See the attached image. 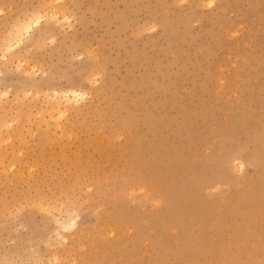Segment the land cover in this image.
Returning a JSON list of instances; mask_svg holds the SVG:
<instances>
[{"label": "rangeland", "instance_id": "obj_1", "mask_svg": "<svg viewBox=\"0 0 264 264\" xmlns=\"http://www.w3.org/2000/svg\"><path fill=\"white\" fill-rule=\"evenodd\" d=\"M0 264H264V0H0Z\"/></svg>", "mask_w": 264, "mask_h": 264}, {"label": "bare ground", "instance_id": "obj_2", "mask_svg": "<svg viewBox=\"0 0 264 264\" xmlns=\"http://www.w3.org/2000/svg\"><path fill=\"white\" fill-rule=\"evenodd\" d=\"M35 18H37V17H35ZM39 18H40V16H39ZM31 20V19H30ZM40 21V20H39ZM25 22H27V21H25ZM23 23H24V21H23ZM28 23V22H27ZM35 23V22H34ZM17 25V24H16ZM24 25H25V23H24ZM18 26H19V24H18ZM27 27V26H26ZM15 29H17V27L15 28ZM23 29V28H22ZM19 30V29H18ZM21 31V30H20ZM19 32V31H18ZM17 32V33H18ZM23 32V31H22ZM15 33V32H14ZM21 33V32H20ZM16 34V33H15ZM18 35V34H17ZM14 36V35H13ZM12 36V38H14ZM19 36H21V35H19ZM9 41V40H8ZM11 42V41H10ZM18 42V41H17ZM7 45V44H6ZM9 45L10 44H8V46L7 47H9ZM6 47V46H5ZM10 48H11V46H10ZM9 48V49H10ZM8 49V48H7ZM6 50V49H5ZM69 93H70V95L72 94L73 95V99H77L78 97H80V98H82L83 97V94H81V93H79V92H77V91H69ZM58 95V94H57ZM69 95V94H68ZM59 96H60V94H59ZM63 96V95H62ZM56 99V98H55ZM75 99V100H76ZM68 134H70L69 132H68ZM121 135V134H120ZM120 135L118 136V138L120 137ZM67 136V135H66ZM65 136V137H66ZM68 137V136H67ZM70 137V136H69ZM117 139V138H116ZM98 141V140H97ZM81 158V157H80ZM107 177V176H106ZM86 181V180H85ZM80 184V183H79ZM89 186V185H88ZM139 188V187H138ZM235 195V194H234ZM262 196V195H261ZM151 198V197H150ZM260 199V198H259ZM237 208V207H236ZM253 208V207H252ZM233 211V210H232ZM243 211V210H242ZM247 214V213H246ZM243 218V217H242ZM260 220V219H259ZM262 223V222H261ZM258 229V228H257ZM252 237V236H251ZM232 238V237H231ZM239 250V249H238ZM225 256V255H224Z\"/></svg>", "mask_w": 264, "mask_h": 264}]
</instances>
